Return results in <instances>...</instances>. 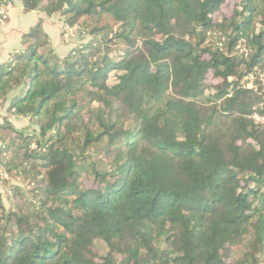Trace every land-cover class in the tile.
<instances>
[{"label":"trees","instance_id":"1","mask_svg":"<svg viewBox=\"0 0 264 264\" xmlns=\"http://www.w3.org/2000/svg\"><path fill=\"white\" fill-rule=\"evenodd\" d=\"M20 2L81 42L0 64V264H264V0Z\"/></svg>","mask_w":264,"mask_h":264},{"label":"crops","instance_id":"2","mask_svg":"<svg viewBox=\"0 0 264 264\" xmlns=\"http://www.w3.org/2000/svg\"><path fill=\"white\" fill-rule=\"evenodd\" d=\"M9 18L3 24L0 18V64L7 62L11 54L20 48L24 33H27L41 19L43 27L48 33L53 47L60 57H65L72 48L76 47L78 42H65L62 37V17L60 14L52 17L46 16L40 10L26 12L20 0H10ZM79 40H81L79 38ZM4 111V110H2ZM0 111V120L3 122V116ZM18 118V117H12ZM10 119L12 122H14ZM15 124V123H14Z\"/></svg>","mask_w":264,"mask_h":264},{"label":"rangeland","instance_id":"3","mask_svg":"<svg viewBox=\"0 0 264 264\" xmlns=\"http://www.w3.org/2000/svg\"><path fill=\"white\" fill-rule=\"evenodd\" d=\"M233 4H234V0H228L227 4L222 8L223 13H231V11L233 9V6H234ZM2 23L4 24L5 21H2ZM61 24H62V31H63L64 30L63 28L65 27V24H64L63 20H62ZM75 38H76L75 41L73 40L71 42H76V41H80L81 42V40H79V38H78V34L76 35ZM78 44H79V42H78ZM252 84L250 83V86ZM1 112H2V114H4L5 111H1ZM12 120L14 121L13 123H15V125L17 127H19V128H29V129H32V130L35 128V126L31 123V121L29 119L12 118ZM0 122H1V120H0ZM0 190L3 193V198H4V202H5L6 206H9V201H8V198H7V192H6L5 188H4V186H2L1 184H0Z\"/></svg>","mask_w":264,"mask_h":264},{"label":"built area","instance_id":"4","mask_svg":"<svg viewBox=\"0 0 264 264\" xmlns=\"http://www.w3.org/2000/svg\"><path fill=\"white\" fill-rule=\"evenodd\" d=\"M11 7L10 0H0V18L1 21H6L9 18V8ZM62 31V37L65 42L75 41L77 35L76 29L65 24Z\"/></svg>","mask_w":264,"mask_h":264}]
</instances>
